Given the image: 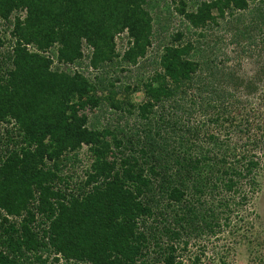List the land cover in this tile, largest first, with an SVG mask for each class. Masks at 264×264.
Here are the masks:
<instances>
[{
    "label": "trees",
    "instance_id": "obj_1",
    "mask_svg": "<svg viewBox=\"0 0 264 264\" xmlns=\"http://www.w3.org/2000/svg\"><path fill=\"white\" fill-rule=\"evenodd\" d=\"M152 2L0 0L1 19L26 13L15 20L12 68L0 74V264H49L52 256L183 264L185 238L246 237L233 221L252 213L261 190L264 120L243 98V80L219 70L215 45L204 50L176 33L155 75L134 87L145 102H113L110 94L98 107L108 103L119 121L89 122L96 91L116 86L103 77L91 83L73 66L83 64L84 47L92 48L90 68L115 66L123 31L130 42L122 62L137 65L152 45ZM249 9L250 24L234 26L230 40L240 46L264 32V5L211 0L187 11L181 2L178 11L192 29L207 30L227 11ZM54 47L51 58L43 54ZM84 147L91 162L72 183L65 172L82 162Z\"/></svg>",
    "mask_w": 264,
    "mask_h": 264
},
{
    "label": "rangeland",
    "instance_id": "obj_2",
    "mask_svg": "<svg viewBox=\"0 0 264 264\" xmlns=\"http://www.w3.org/2000/svg\"><path fill=\"white\" fill-rule=\"evenodd\" d=\"M148 1H153L152 6L154 5V7L150 9V13L156 22L152 32V45L149 47L146 56L137 65L122 62V56L130 42L127 31H123L118 33L115 38L116 52L119 54L115 66H104V68L91 70L84 60L81 61L83 64L78 66L82 75L87 77L91 83H97L103 77L113 81L116 86L112 92H109L107 88H99L96 91L97 103L96 101L91 102L85 111L89 116V122L104 127L107 123L116 124L119 121L120 116L114 113L108 103L98 107L100 98H107L110 94H112L113 102H132L135 104L145 102L144 91H136L134 87L138 80L146 82L155 75L154 72L158 68L164 48L170 44L173 36L178 32L185 35V40H192L193 43L200 42L204 50L206 46H216L214 59L219 70L231 74V77L234 75L243 80L241 87L243 98H247L249 107L259 111L258 114L264 120V32L255 34V43L253 44H249V40L241 41L240 46L237 43H230L235 27L242 28L250 24L252 17L250 9L244 12H235L233 15L227 11L225 17L219 19L218 27L211 25L213 29L194 30L178 11L181 2L186 4L187 11H195L201 2L211 0ZM249 1L250 8H254L256 4L264 5L262 3L264 0ZM18 17L22 20L25 19V11H14L8 20L0 18V34L4 40V44L0 48L1 76H6L7 71L12 68L13 48L17 39L13 30L15 20ZM230 26H232L231 30H229ZM243 48L245 52H243ZM28 49L30 51L36 50L32 45H28ZM54 52H56V47L43 54L51 58ZM64 67L68 68L66 65ZM129 86L131 89L127 90ZM131 121L132 126L133 120ZM121 124L123 125L124 121H121ZM6 126L11 127V125ZM0 136L6 137L5 131L2 130ZM87 152V147L82 148L80 150L82 162L78 164L77 168L72 169L71 167L65 172L66 176L74 175L72 183L79 182L80 177L85 172L84 170L88 168L91 162ZM259 183L261 190L252 201L250 207L252 213L247 215L246 209L243 219L238 218L233 221V226L242 225L240 232L246 237L225 231L220 235V238L211 236L193 237L190 240L185 238L181 240L178 253L183 264H264V173L259 177ZM186 241H188L187 246L184 244ZM54 257L50 258L49 264H87L69 263L60 256H57L59 261H53Z\"/></svg>",
    "mask_w": 264,
    "mask_h": 264
},
{
    "label": "built area",
    "instance_id": "obj_3",
    "mask_svg": "<svg viewBox=\"0 0 264 264\" xmlns=\"http://www.w3.org/2000/svg\"><path fill=\"white\" fill-rule=\"evenodd\" d=\"M83 53H84V58L83 60L88 64L90 62V58L87 57V55L91 56L92 54V48L91 47H84L83 49ZM65 66V65H64ZM66 67H72V65H67ZM90 68V67H89ZM73 69L75 71H78L79 70V67L78 66H73ZM91 70H93V68L91 67L90 68Z\"/></svg>",
    "mask_w": 264,
    "mask_h": 264
}]
</instances>
